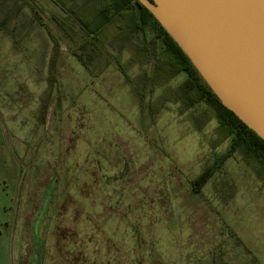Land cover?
<instances>
[{"label":"rangeland","instance_id":"1","mask_svg":"<svg viewBox=\"0 0 264 264\" xmlns=\"http://www.w3.org/2000/svg\"><path fill=\"white\" fill-rule=\"evenodd\" d=\"M14 1L0 6L10 28ZM46 1L19 4L47 31L27 53L0 30V264H264V178L236 152L194 192L231 138L206 103L165 102L186 73L145 85L155 61L138 44L153 33L130 41L102 0L55 1L62 31Z\"/></svg>","mask_w":264,"mask_h":264},{"label":"water","instance_id":"2","mask_svg":"<svg viewBox=\"0 0 264 264\" xmlns=\"http://www.w3.org/2000/svg\"><path fill=\"white\" fill-rule=\"evenodd\" d=\"M222 104L264 140V0H137Z\"/></svg>","mask_w":264,"mask_h":264},{"label":"trees","instance_id":"3","mask_svg":"<svg viewBox=\"0 0 264 264\" xmlns=\"http://www.w3.org/2000/svg\"><path fill=\"white\" fill-rule=\"evenodd\" d=\"M2 1L8 0H1L0 6ZM121 1L123 7L126 8V13H123L121 17L126 25L124 26L121 22L117 24V26H121L120 29L122 34H124L125 31L127 38L131 41L132 37L136 36L137 33H145L147 29L153 33L152 38L144 40L142 44H138V48L141 49L144 54V61L142 63L147 64L151 63L153 60L155 61V70L153 74L145 72L142 76L145 85H149L151 92H154L156 85H165L170 78L181 72L186 73V78L178 87L170 91L169 95H163L165 102L168 100H172L173 103L179 102L182 113L190 110L201 102L206 103L207 107L203 109V113H207L210 117H215L218 120L219 125L217 131L219 140L222 141L231 138L229 149L215 163L207 166L193 181L194 192H200L212 175L236 152L242 155L244 160L261 178H264V140L255 131L244 124L234 112L222 104L220 99L194 67L188 56L145 6L140 5L137 0ZM0 9H2V7H0ZM104 12L106 13L107 10H104ZM70 13L73 14V11ZM5 14L10 17L9 12ZM75 17L78 18L76 15ZM105 18L109 20L108 15L105 16ZM7 19L6 16L0 19V29L5 30V32L7 31ZM80 23L88 32L93 34V38L97 39L99 42L100 38L98 35L90 31L82 20H80ZM93 47L95 48L92 43L84 42L81 45V50L90 53ZM78 55L81 57L83 56L82 54ZM98 56L99 53L96 51V54L94 53L89 57L95 59ZM119 67L125 76V80L129 84L134 85V79L127 73L121 64ZM134 90L139 95L143 107H145V95L141 93L139 89L134 88ZM154 112H156V110H151L152 114ZM203 113L194 114L193 121L198 128L201 127L200 122L203 119Z\"/></svg>","mask_w":264,"mask_h":264},{"label":"crops","instance_id":"4","mask_svg":"<svg viewBox=\"0 0 264 264\" xmlns=\"http://www.w3.org/2000/svg\"><path fill=\"white\" fill-rule=\"evenodd\" d=\"M22 1H24V0H21V1L19 0L18 3L14 1V4L9 5V16H10L9 18L11 19L14 16L15 20L17 19L16 21L18 23L11 26V28H10V25L8 23L6 26V29H7L6 33L9 34L10 38H12L14 41L22 40L24 42V44H23L24 45L23 48L25 49L24 51H26V53H27L29 51V49L31 47H33L36 42H38L37 38H42L43 37L42 34L44 33V31L46 32V34H47V31H46V29H44V27H41L42 24L35 25L36 22L33 20V18L30 20L32 23L30 22L29 25L27 26V24L25 23V21L27 19L26 14L24 15V20L22 21L23 16H22V18H20V15L21 14L23 15V12L19 11V10H21V7L24 6V5L23 6L19 5L20 2H22ZM55 1H57V0H47L46 1V2H49L50 4H53L52 7H54V9H55V10L53 9L54 12H52V14L50 15V18H52L53 21H55L56 23H60L61 25L58 24V27L63 31L64 27L62 24L64 23V20H67V22H69V20L65 19L63 16L64 9H63L62 5H60V3H55ZM104 1H106V3H103V0H102L100 3H97L95 5H96V7L100 6L99 8L102 7L103 15L109 16V20H106L105 24L106 23L111 24L112 21L116 22L118 19H121L123 13H126V8L123 7L121 0H104ZM23 4H25V2H23ZM103 8H105L104 10H107L106 13L104 12ZM11 9H13V10H11ZM57 9H60V12H62L63 14L62 15L58 14L59 11L57 12ZM11 11H13V13ZM71 21H74V19ZM118 23H120L119 20H118ZM105 24H103L102 25L103 27H100V28L101 29L105 28ZM0 30L5 33V30H3V29H0ZM37 34H39V35L37 36ZM50 45H51L50 40L48 39L47 40V46H45V47L48 48V47H50ZM46 48H45L42 56H44L48 53V50H46Z\"/></svg>","mask_w":264,"mask_h":264}]
</instances>
